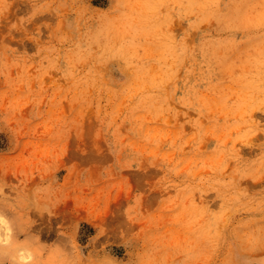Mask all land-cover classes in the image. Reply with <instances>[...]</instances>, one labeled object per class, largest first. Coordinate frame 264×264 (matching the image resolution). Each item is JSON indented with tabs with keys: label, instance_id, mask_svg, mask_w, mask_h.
<instances>
[{
	"label": "rangeland",
	"instance_id": "374dc122",
	"mask_svg": "<svg viewBox=\"0 0 264 264\" xmlns=\"http://www.w3.org/2000/svg\"><path fill=\"white\" fill-rule=\"evenodd\" d=\"M0 264H264V0H0Z\"/></svg>",
	"mask_w": 264,
	"mask_h": 264
}]
</instances>
